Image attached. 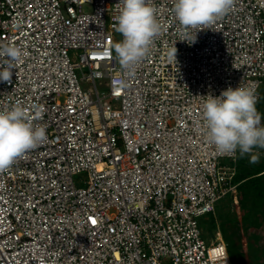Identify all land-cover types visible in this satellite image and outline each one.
<instances>
[{
  "label": "built area",
  "instance_id": "2783aa9c",
  "mask_svg": "<svg viewBox=\"0 0 264 264\" xmlns=\"http://www.w3.org/2000/svg\"><path fill=\"white\" fill-rule=\"evenodd\" d=\"M119 2L0 0V45L27 51L0 111L20 104L47 134L0 172V264H232L200 218L236 195L240 153L206 139L202 106L238 86L259 103L264 0H234L187 37L173 0H152L162 29L131 76L112 49Z\"/></svg>",
  "mask_w": 264,
  "mask_h": 264
},
{
  "label": "clouds",
  "instance_id": "9594fccd",
  "mask_svg": "<svg viewBox=\"0 0 264 264\" xmlns=\"http://www.w3.org/2000/svg\"><path fill=\"white\" fill-rule=\"evenodd\" d=\"M119 4L115 27L123 39L115 41L112 49L123 72L131 76L136 65L150 54L154 37L160 33L162 25L152 0H120ZM233 6L234 0H173L172 11L187 37L191 30L211 25ZM176 52V47L169 50L170 60H176ZM26 55L27 51L19 45H0V59L3 60L0 82L11 79L14 65ZM202 107V130L219 152L239 150L243 156L252 153L254 148L264 149V126L260 124L261 115L251 87H229L218 96L209 94L205 96ZM35 115L39 119L42 113L37 111ZM46 138L45 126H34L32 117L20 104L0 111V172L9 169L17 158L37 148ZM257 160L258 157L252 155L250 162ZM40 264L44 261L41 260Z\"/></svg>",
  "mask_w": 264,
  "mask_h": 264
},
{
  "label": "trees",
  "instance_id": "16d2710c",
  "mask_svg": "<svg viewBox=\"0 0 264 264\" xmlns=\"http://www.w3.org/2000/svg\"><path fill=\"white\" fill-rule=\"evenodd\" d=\"M263 89L261 90V99L256 104L258 108L264 100ZM248 155H239L237 161V175L235 183L238 184L237 193L233 197L240 203V211L242 213L239 221L244 225L252 227H260V220L264 219V162L252 163ZM239 199H236V196ZM213 220V222H212ZM208 222V220L206 221ZM204 222V225L206 224ZM211 224L213 229H218L221 225L223 238L228 245L229 254L233 264H246V257L243 249L238 244V226L237 221L232 217H223L221 224L216 222L215 216L212 215Z\"/></svg>",
  "mask_w": 264,
  "mask_h": 264
},
{
  "label": "rangeland",
  "instance_id": "374dc122",
  "mask_svg": "<svg viewBox=\"0 0 264 264\" xmlns=\"http://www.w3.org/2000/svg\"><path fill=\"white\" fill-rule=\"evenodd\" d=\"M114 36H115L116 41L122 40V34H120L119 32L115 31ZM99 82L100 80H97L99 91L106 92L107 88L102 84L100 85ZM82 85L85 89L90 87V85L84 82L82 83ZM263 93H264V89H263ZM257 111L261 115L260 124L261 126H264V100L260 103V106L257 108ZM245 155H248L250 159L252 155H256L258 157V160L256 161L257 163L264 162V149L254 148L252 153L245 154ZM222 163L224 165L231 164V162L227 159L222 160ZM85 176L86 175L75 177V180L79 184V186L85 185V183L81 181L85 179ZM236 197H237L236 199H239L238 195ZM239 207H240V203L236 201L235 198H233L232 196L226 197L217 204L215 215L208 214L200 218L203 238L207 241L208 244H211V242L215 240L216 237L218 236V230L213 229L212 224H211L212 215L215 216V220L216 222L218 220L219 224H221V220L225 216L232 217V219L236 221L238 219V226L236 229V231L238 232V244L240 245V247L243 249L245 253L246 264H264V219L260 220V227L258 226L252 227L250 225L248 226L245 224L243 225L242 222L239 221L242 215ZM207 220L208 222H206ZM204 222H206L205 225H204Z\"/></svg>",
  "mask_w": 264,
  "mask_h": 264
},
{
  "label": "snow or ice",
  "instance_id": "6c2138e0",
  "mask_svg": "<svg viewBox=\"0 0 264 264\" xmlns=\"http://www.w3.org/2000/svg\"><path fill=\"white\" fill-rule=\"evenodd\" d=\"M93 223H95V221L93 220Z\"/></svg>",
  "mask_w": 264,
  "mask_h": 264
}]
</instances>
